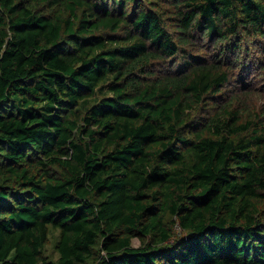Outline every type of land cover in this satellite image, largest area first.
Here are the masks:
<instances>
[{
    "label": "trees",
    "instance_id": "1",
    "mask_svg": "<svg viewBox=\"0 0 264 264\" xmlns=\"http://www.w3.org/2000/svg\"><path fill=\"white\" fill-rule=\"evenodd\" d=\"M0 264H264V0H0Z\"/></svg>",
    "mask_w": 264,
    "mask_h": 264
},
{
    "label": "rangeland",
    "instance_id": "2",
    "mask_svg": "<svg viewBox=\"0 0 264 264\" xmlns=\"http://www.w3.org/2000/svg\"><path fill=\"white\" fill-rule=\"evenodd\" d=\"M57 235H58V231H51V233H50V239H49V244L46 246V248L44 250L45 254L48 255V254H51L52 253L53 256H55V253L53 251V245H54V242L56 240ZM133 244L134 245H137L138 244V241L137 240H134L133 241Z\"/></svg>",
    "mask_w": 264,
    "mask_h": 264
}]
</instances>
